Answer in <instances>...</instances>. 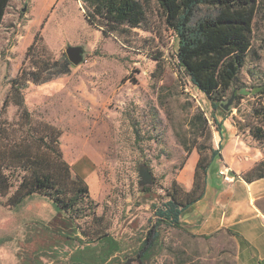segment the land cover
<instances>
[{
	"label": "rangeland",
	"instance_id": "rangeland-1",
	"mask_svg": "<svg viewBox=\"0 0 264 264\" xmlns=\"http://www.w3.org/2000/svg\"><path fill=\"white\" fill-rule=\"evenodd\" d=\"M80 5L78 0L8 3L0 25V151H10L3 143L15 140L23 153L50 155L40 140L27 138L25 124H32L35 138L48 128L57 130L61 158L72 176L84 180L94 204L76 206L72 221L45 196H32L17 209L0 198V264H235L228 236L199 237L165 224L151 250L143 258L138 252L156 220L153 206L162 205L164 190H171L185 169H194L198 150L207 162L235 133L264 159V0H256L250 49L235 84L238 97L225 116L215 114L225 126L220 130L209 102L178 65V41L156 0L145 7L144 24L121 27L108 38L87 23ZM210 12L203 6L196 16ZM68 46L84 48L83 62L58 74L65 69ZM31 72L50 80L33 83ZM16 79L26 84L19 92L21 106L11 89ZM200 112L206 124L196 127ZM47 141L54 147L52 137ZM23 162H7L8 169H16L8 194L23 174ZM219 167L216 156L209 171ZM141 168L150 173V183L140 185ZM63 187L67 196L75 189ZM105 233L116 250L94 241Z\"/></svg>",
	"mask_w": 264,
	"mask_h": 264
},
{
	"label": "trees",
	"instance_id": "trees-1",
	"mask_svg": "<svg viewBox=\"0 0 264 264\" xmlns=\"http://www.w3.org/2000/svg\"><path fill=\"white\" fill-rule=\"evenodd\" d=\"M78 2L81 4V10L87 23L99 30L103 37L108 38L115 35L121 27L138 28L144 24L146 21L145 7L150 0H78ZM8 3L10 0H0V25ZM156 3L164 13L166 26L172 30L178 41L176 58L178 65L186 74L189 83L198 89L209 102L211 115L218 130L220 125L217 123L215 114L216 112L222 116L227 114L221 107L228 100L225 95L229 92L234 93L235 96L239 94V89L235 84L250 49L256 0H156ZM203 6L211 12L207 15L196 16L197 10ZM36 37L27 50L28 54L36 45ZM70 64L66 58L65 69L57 73L68 72ZM56 65V63L52 64L53 67ZM30 78L33 83L37 84L50 80V77L41 80L36 72H31ZM25 85H20L17 79L12 82L11 89L19 96L20 101L17 104L19 106L22 104L19 92L26 87ZM262 91V89H257L256 93H262ZM22 113L29 119L28 112L23 110ZM194 120L192 125L196 124V127L197 123L206 124V119L201 112L194 116ZM25 125L28 129L27 138L37 144L40 142L45 150L50 152V155L39 151L34 153L31 149L23 153L21 143L15 140L4 142V148L12 149L0 151V198H5L4 204L7 207L17 209L32 196H45L55 204L59 212L74 221L76 206L84 204L91 207L94 204L88 196V188L84 180L72 176L70 167L61 158L62 152L57 148L59 137L57 130L47 127L49 133L35 138L32 124L26 122ZM50 137H52L54 147L47 141ZM259 137L260 135L256 136L257 139H260ZM197 154L192 188L188 191L181 183L174 181L171 190H164L165 201L162 205L153 206L156 220L146 233L138 252V258H143L144 254L149 252L158 241L160 225L179 228L180 213L203 197L206 186L205 178L217 152L212 151L211 159L207 162L201 151L198 150ZM15 159H24L23 165L20 166L23 174L15 190L12 194H8V190L14 186L11 179L16 169H8L7 162ZM261 178H264V159L246 172L243 177L247 182ZM64 183L75 187L72 195L67 196L63 189ZM177 192L183 194L185 200L178 199ZM94 241L99 244H109L111 251L117 248L114 238L106 233L98 235ZM259 264H264V260Z\"/></svg>",
	"mask_w": 264,
	"mask_h": 264
},
{
	"label": "crops",
	"instance_id": "crops-1",
	"mask_svg": "<svg viewBox=\"0 0 264 264\" xmlns=\"http://www.w3.org/2000/svg\"><path fill=\"white\" fill-rule=\"evenodd\" d=\"M219 123V128L225 127ZM215 151L221 167L208 171L203 197L180 213L179 226L199 237L226 235L233 243L235 264H259L264 260V178L247 182L242 174L261 161L263 153L235 133ZM220 169H227L232 181L224 182ZM193 176L194 169H185L178 181L189 191Z\"/></svg>",
	"mask_w": 264,
	"mask_h": 264
},
{
	"label": "water",
	"instance_id": "water-1",
	"mask_svg": "<svg viewBox=\"0 0 264 264\" xmlns=\"http://www.w3.org/2000/svg\"><path fill=\"white\" fill-rule=\"evenodd\" d=\"M25 11V10H23ZM66 58L73 66H77L83 62V55L85 54V50L81 46L71 47L68 46L65 50ZM235 98V94L232 93L230 98L227 100V102L223 103L221 105L223 111L230 110L233 100ZM139 177L142 178L140 181V185L148 184L151 182V176L149 172H145L143 168L140 169Z\"/></svg>",
	"mask_w": 264,
	"mask_h": 264
},
{
	"label": "built area",
	"instance_id": "built-area-1",
	"mask_svg": "<svg viewBox=\"0 0 264 264\" xmlns=\"http://www.w3.org/2000/svg\"><path fill=\"white\" fill-rule=\"evenodd\" d=\"M220 178L224 181V182H230L232 181V176L229 174L227 169H220L218 172Z\"/></svg>",
	"mask_w": 264,
	"mask_h": 264
}]
</instances>
